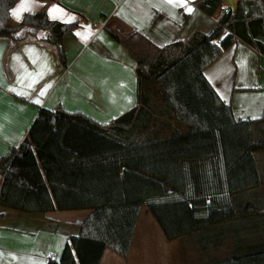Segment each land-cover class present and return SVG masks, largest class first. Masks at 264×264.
<instances>
[{
    "label": "trees",
    "instance_id": "trees-1",
    "mask_svg": "<svg viewBox=\"0 0 264 264\" xmlns=\"http://www.w3.org/2000/svg\"><path fill=\"white\" fill-rule=\"evenodd\" d=\"M221 1L198 0L197 6L213 15ZM15 2L0 0V38L18 43L45 31L39 40L51 44L66 67L62 39L77 22L50 20L39 11L12 26ZM235 5L211 32L197 31L157 48L140 43L144 38L137 33L121 39L108 29L136 59V105L108 124L60 106L40 107L23 141L0 156L1 206L91 210L77 222L80 232L70 237L59 260L47 264H99L106 248L125 257L142 206L168 240L240 215L214 195L216 177L225 176L228 194L256 187L254 154L264 150V119L236 120L203 74L237 38L264 55V42L257 38L264 37V0ZM150 85L157 89L156 108ZM236 252L205 264H264V249Z\"/></svg>",
    "mask_w": 264,
    "mask_h": 264
},
{
    "label": "crops",
    "instance_id": "crops-1",
    "mask_svg": "<svg viewBox=\"0 0 264 264\" xmlns=\"http://www.w3.org/2000/svg\"><path fill=\"white\" fill-rule=\"evenodd\" d=\"M197 1L190 0L188 6L194 11L188 13L166 0H34L37 6L31 14L42 11L50 20L77 22V26L62 39L66 67L58 63L53 46L39 40L46 38L45 31L18 43L0 38V156L23 141L40 107L53 110L60 106L100 124H108L134 107L136 59L108 29L121 39L137 33L146 41L140 43L151 48L185 41L197 31L211 32L222 14L217 10L207 15ZM20 3L16 0L10 8L12 26L22 20L13 16ZM50 8L51 17L56 19L50 18ZM257 38L264 42V37ZM26 72L33 76L26 77ZM36 74H42L39 82L28 89L27 83L37 78ZM203 74L217 95L230 104L236 120L264 119V55L254 47L237 38L204 68ZM18 75L25 78L24 85L17 84ZM42 89L45 94L40 96ZM20 91L26 95H18ZM37 98L39 104L34 102ZM254 159L259 174L256 187L228 194L225 176L216 177L219 187L214 195L222 201L225 198L240 215L196 235L167 239L177 243L174 252L163 258L155 256L150 259L153 263L139 256L141 250L137 248L134 260L135 227L128 254L122 257L106 248L99 264H205L222 260L234 250L245 253L264 249V150L256 152ZM2 181L0 174V189ZM90 211L27 212L0 205V264L59 260L67 241L80 232L77 222Z\"/></svg>",
    "mask_w": 264,
    "mask_h": 264
},
{
    "label": "rangeland",
    "instance_id": "rangeland-1",
    "mask_svg": "<svg viewBox=\"0 0 264 264\" xmlns=\"http://www.w3.org/2000/svg\"><path fill=\"white\" fill-rule=\"evenodd\" d=\"M156 90V87L153 85H150L147 89L150 94V101L154 107L159 105ZM175 244H177L175 241H168L164 238L161 229L155 224L147 207L142 206L135 230V249L133 251L134 260L136 257V248L141 250L139 251V256H144L146 262L153 263L150 259L155 258V256L160 254L162 257L163 255H169L174 252L173 247ZM118 258L121 259V257Z\"/></svg>",
    "mask_w": 264,
    "mask_h": 264
},
{
    "label": "snow or ice",
    "instance_id": "snow-or-ice-1",
    "mask_svg": "<svg viewBox=\"0 0 264 264\" xmlns=\"http://www.w3.org/2000/svg\"><path fill=\"white\" fill-rule=\"evenodd\" d=\"M166 2L171 4L173 7H184L185 11L188 12V13H191V12L194 11L193 8L188 6L190 0H166ZM35 6H37V5H35L34 0H21L20 5H18L17 8L13 10V16L17 20H21L23 18V13H31ZM54 7L55 6H53V8ZM51 12H52V9L50 8L49 9L50 18L56 19L57 17H51ZM173 19H175V16H173ZM77 35H80V33H77ZM85 38H87V37H85ZM32 50H34V49H30V51H32ZM14 59H15V57H14ZM41 75L42 74H36L37 78L30 79L29 82L27 83L26 87L28 89H33L35 87V84L39 82V78H40ZM25 76L26 77H32L33 74L26 72ZM24 82H25V78L20 76V75H18L17 76V84L24 85ZM11 90L15 91V88H12ZM17 94L18 95H26V93L24 91L17 92ZM44 94H45V90L42 89L40 91L39 95L43 96ZM34 102L39 104L40 100L37 98ZM253 118H256V117H253Z\"/></svg>",
    "mask_w": 264,
    "mask_h": 264
},
{
    "label": "built area",
    "instance_id": "built-area-1",
    "mask_svg": "<svg viewBox=\"0 0 264 264\" xmlns=\"http://www.w3.org/2000/svg\"><path fill=\"white\" fill-rule=\"evenodd\" d=\"M234 9L235 8L231 7L226 0H222L218 6V10L225 14L233 11Z\"/></svg>",
    "mask_w": 264,
    "mask_h": 264
},
{
    "label": "water",
    "instance_id": "water-1",
    "mask_svg": "<svg viewBox=\"0 0 264 264\" xmlns=\"http://www.w3.org/2000/svg\"><path fill=\"white\" fill-rule=\"evenodd\" d=\"M227 2H228V4L231 6V7H233V8H235V4H236V1L237 0H226Z\"/></svg>",
    "mask_w": 264,
    "mask_h": 264
}]
</instances>
